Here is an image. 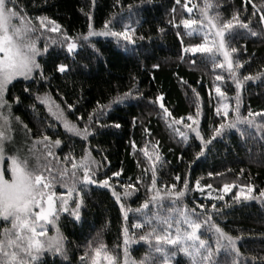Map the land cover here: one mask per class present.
<instances>
[{"label": "trees", "instance_id": "16d2710c", "mask_svg": "<svg viewBox=\"0 0 264 264\" xmlns=\"http://www.w3.org/2000/svg\"><path fill=\"white\" fill-rule=\"evenodd\" d=\"M23 6L28 17L34 18L46 15L61 26L71 37H78L88 31V15L92 16L94 29L101 30L105 20H110L113 15H122L123 21H130L136 29L135 36L137 44L130 46L131 51H125L121 41L117 43L113 37L94 36L88 41L78 40L80 45L73 55H68L66 48L62 49L58 44L50 45L48 54L38 57V61L44 66V74L50 76L48 83L37 82L36 79L30 82L24 81L22 77L17 78L10 86L6 98L12 102L14 95L20 96L21 103H13L12 114L19 116L24 124L32 129L34 135H40L38 128L43 127L46 121L56 123L58 134L64 132L58 121L48 116L43 105L36 103L40 117L39 124L35 114L29 105L34 103V96L37 92L48 91L57 103L62 107L73 104L69 119L75 121L81 116L87 121L88 113L96 106V102L106 104L118 93H124L135 84L136 90L142 93V98L129 99L122 104H113L106 114L100 115V123L103 125H114L119 123L120 128L104 127L99 128L93 124L95 134L88 140L81 141L79 137L67 138L61 135L65 141L62 150H57L61 158L69 150L71 145L75 155L79 157L85 147H88L96 160L101 161L103 167L99 170V179L105 175L111 177L114 171H121L120 177H112L110 183L117 192L122 193L121 185L135 183L140 176L142 184L136 185L137 191L131 196L124 198L122 202L126 208H137L148 198L146 185L151 183V171L144 176L143 170L148 167L147 158L139 151L145 147L153 151L152 145L159 141V152L163 159L157 165V186L165 184H176L177 188L184 186V177L189 179V188L186 197L179 205H185L191 209L199 204L211 208L215 203L219 214H213L212 220L224 231L233 236L242 237L237 247L241 253L240 264H252V257L257 259L264 257V204L259 200L243 201L233 203V197L240 185L251 183L255 186L254 192L258 193L264 188V139L251 129V135L241 138L235 129H227L221 136L217 137L211 144L206 146L205 153L199 158L196 153L200 151V142L190 133L187 143L175 136L162 119L163 112L155 97L162 94V102L172 113V117L185 118L188 114L196 111V98L191 91L195 88L200 94L201 116L200 129L207 140L211 135V129L221 123V117L215 115L218 97L212 88L215 75L227 77V71L222 69L213 70L210 62L201 58L200 54H184L182 59L181 41L184 46L190 43H199L202 36L189 37L185 34L184 28H178L169 23L175 19L178 24L180 19H199V9L189 14L180 5H175V0H18ZM213 14L219 12L223 19L230 18L234 12L240 13L242 20L248 21L251 17L252 30L260 32L257 37L251 36L246 30H237V33L230 37V43L237 48L234 54L235 59L243 62L239 75L242 78L245 74L256 75L264 67V26L259 22V11L253 15V4L257 7L264 5V0H211ZM204 0H189L188 6H203ZM134 5L129 11L128 5ZM175 6V13L170 10ZM83 10V11H81ZM38 26V21L36 22ZM120 30L121 23L114 25ZM163 28L164 32H158L157 28ZM177 32L180 36H177ZM144 39L140 40L139 37ZM43 40V39H42ZM44 42V41H43ZM90 44H95L99 49L98 54H93ZM44 47V43L42 44ZM196 62L191 63L192 60ZM67 63L69 71L60 74L54 71L58 63ZM158 64V68H153ZM39 77V72L36 73ZM181 77L187 84L181 82ZM135 78V79H133ZM200 81V83H197ZM28 86L32 89L33 95L23 92ZM223 90L229 97L235 95V86L231 81L222 84ZM136 96V91L133 92ZM241 112L247 115L249 109L253 112L264 110V76L256 80L248 81L241 93ZM233 107L234 100L226 101ZM136 118L135 124L133 118ZM231 118V113H229ZM171 119V118H170ZM257 122H261L257 117ZM13 127L17 129L20 141L23 139L19 132V125L13 120ZM83 127V124H80ZM183 129V124L178 125ZM246 127V126H244ZM149 129L146 133L144 129ZM47 134L53 135L48 129ZM135 141L137 148H132ZM106 157L107 159H102ZM153 158H155L153 156ZM139 161V167L137 162ZM221 173L220 176L209 177L208 173ZM179 175L180 180L175 177ZM200 180L201 190L195 188V183ZM224 183H233L235 187L228 193L220 192ZM211 184L212 189L205 188ZM57 193L64 191L59 186L55 189ZM163 191V188H161ZM209 193L213 195L210 196ZM223 195L224 199H214ZM84 206L81 208V219L75 221L70 213L75 207L70 200L69 212L61 213L57 221V228L67 241V259L59 255L45 252L35 264H88V261L81 262L82 256L92 241L96 247L102 242L106 249L113 255H117L123 264V236L122 227L124 221L120 213V206L116 203L111 191L97 185H91L84 196ZM177 207L169 200H165L161 208H149V215L159 212L166 215L169 208ZM202 211L197 207V212ZM128 226L130 228L132 219L136 214L130 213ZM204 216L200 220H204ZM4 227L0 221V228ZM49 235L53 234L51 225L46 226ZM147 229H145L146 231ZM99 232V239L97 233ZM144 233L141 230H134L133 239L135 242L129 247V260L139 261L148 250V244L140 241L138 237ZM133 233L130 231V236ZM202 238H208L207 226L202 230ZM153 243H155L153 241ZM171 247V246H169ZM215 250V245H212ZM234 258V257H233ZM221 252L219 264H231V259ZM104 264L103 257L100 258ZM171 264H190L188 258L177 251V255L171 258Z\"/></svg>", "mask_w": 264, "mask_h": 264}, {"label": "snow or ice", "instance_id": "6c2138e0", "mask_svg": "<svg viewBox=\"0 0 264 264\" xmlns=\"http://www.w3.org/2000/svg\"><path fill=\"white\" fill-rule=\"evenodd\" d=\"M144 2L145 0H141V3ZM94 3L95 0H93ZM116 3L120 4V0H116ZM188 3L189 0H184L183 9L189 14L199 9L200 18H182L178 24L175 19H172L169 23L177 28L182 25L185 34L189 37L202 36L201 42L190 43L187 46H184L181 41L182 59L184 54L191 53L193 56L200 54L202 59L211 63L213 70L227 71V77L215 75L212 84L218 97L215 115L221 117V123L212 127L211 135L205 140L199 127L200 94L195 88L191 91L196 98V111L186 117L190 123H185L184 117L179 119L172 117V113L162 102V94H160L155 97V102H159V107L163 112L162 119L174 135L185 143L189 141L190 133L194 134L195 139L200 142V151L196 153L197 158L205 153L207 145L227 129H235L240 137L244 138L251 135L250 130L254 128L261 139H264V110L253 112L249 109L247 115L241 112V93L245 83L264 76V67L256 75L249 73L241 78L239 72L243 67V62L235 59L234 54L237 53V48L230 43V37L234 36L237 30H246L253 37L259 36L260 32L252 30L251 17L248 21L242 20L239 12H234L227 19H223L219 12L213 14L210 11L213 8L211 0H204L203 6L194 4L189 7ZM180 4L181 0H175V5ZM133 7L134 5L129 4V11ZM170 11L174 14L175 6ZM257 11L261 13L259 22L264 26V5L257 7L253 4V15ZM117 23L122 24L120 30L114 27ZM135 31L130 21H123L122 15L119 17L113 15L110 20H105L101 30H96L92 23V16L89 14L87 33L74 38L62 30L56 20L46 15L28 17L18 0H0V221L4 223V227L0 228V264H35L45 252L67 259V241L57 228V221L61 213L69 212L70 200L75 205L70 215L75 221H80V210L85 203L84 196L91 185L110 190L120 206L124 221L122 227L123 264H171V258L177 255V251L183 253L190 264H219L221 252L226 257H234L231 259V264H240L241 253L237 245L242 237L229 234L213 222L212 215L219 214L215 203L210 209L203 204L191 209L186 205L183 208L179 207L189 188L187 176L184 177L183 187L177 188L176 184L157 186V165L163 159L159 152V141L152 145V152L148 150V142L145 147L139 149L147 158L149 166L145 167L143 172L146 177L149 170L151 171V183L146 185L148 198L135 209L126 208L122 200L138 190L136 185L143 183L140 176L136 178L135 183L121 185L124 191L120 193L110 181L112 177H120L122 170L112 172L111 177L105 175L103 179H99V170L103 165L101 161L93 157L88 147L83 149L79 157L75 155V150L71 145L62 158L57 155V150H62L65 142L61 135L67 138L79 137L83 142L95 134L93 124L99 128L110 126L120 128L119 123L101 124L99 117L106 114L113 104H122L129 99L142 98L143 94L136 90L135 84L128 91L118 93L106 104L97 101L96 106L88 113L87 121H84L81 116H77L75 121L69 119L68 110L73 109V104H67L65 108L57 103L48 91L37 92L34 96V103L29 105L35 114L37 123L39 124L40 117L35 102L43 105L52 120L59 122L64 130L62 134H58L56 123L46 121L43 127L38 128L40 135H34L32 129L24 124L19 116L12 114L13 103L18 105L22 101L20 96L14 95L12 102H9L6 94L17 78L22 77L26 82L33 79H36L38 83L39 81L44 83L50 81L51 77L44 74V66L38 61V57L48 54L50 45L58 44L62 49L66 48L67 54L71 56L80 46L78 40L88 41L91 37L103 36L115 38L118 44L122 41L125 51H131L130 46L137 44ZM157 31L164 32V29L158 27ZM177 36H180L179 32ZM41 39L44 40L43 48L39 47ZM139 39L143 40L144 37L141 35ZM90 47L93 49V54L99 53L95 44H90ZM195 62L194 59L191 61L193 64ZM69 67L67 63L61 62L55 65L54 71L66 74ZM152 67L158 68L159 65L153 64ZM37 72H39V77L36 76ZM228 81L235 86L233 97H229L222 87V84ZM181 82L187 84L182 77ZM134 91H136V96L133 95ZM23 92L30 96L33 95L32 89L27 85L23 88ZM228 100H234L235 106L226 102ZM229 113H231V118H229ZM257 117L261 122H257ZM13 120L19 125V132L23 137L19 143L16 140L17 130L13 127ZM135 120L134 117V124ZM81 123L83 127H80ZM181 124L184 130L178 127ZM48 129L52 130L55 139L47 134ZM144 131L149 133L147 128ZM132 148L134 150L137 148L135 141L132 142ZM102 159L107 158L102 157ZM4 165L6 167H3ZM137 166L139 167V161ZM214 175L218 177L222 174L208 173L209 177ZM175 179L179 181L180 176L177 175ZM57 186L64 191L58 194L55 190ZM204 187L212 189L211 184ZM234 187L233 183H224L220 192L228 193ZM195 188L201 190L203 195L199 179L195 183ZM254 189L255 186L251 183L240 185L233 197V203H241L242 198L243 201L259 200L261 204H264V188H261L258 193H255ZM166 199L177 207L169 208L166 215H161L159 212L149 215L147 210L150 207L161 208ZM214 199L222 200L224 197L220 195ZM197 207L202 211L197 212ZM130 213L136 214L137 218L132 219L129 228ZM201 216L205 217L203 221L200 220ZM47 225L52 226L54 230L52 235H49ZM206 226L208 238H202V230ZM134 230H141L144 234L138 239L148 244V250L139 261L129 260V247L135 242ZM130 231L133 233L132 236H130ZM97 239H99V232ZM213 244L215 250L212 247ZM101 256L104 264H121L119 257L109 252L102 242L93 247L92 241H89L79 260L88 261V264H101ZM251 259L252 264H264V257L259 259L252 257Z\"/></svg>", "mask_w": 264, "mask_h": 264}, {"label": "rangeland", "instance_id": "374dc122", "mask_svg": "<svg viewBox=\"0 0 264 264\" xmlns=\"http://www.w3.org/2000/svg\"><path fill=\"white\" fill-rule=\"evenodd\" d=\"M43 41H44V40H42V39L39 41V47H41V48H43V47H42V44L44 43ZM16 130H17V129H16ZM16 140H17L18 143L20 142V139H19V136H18V132H17V131H16ZM3 167H6V165H4ZM238 189H239V188H238ZM58 194H59V193H58ZM209 195L212 196L213 194H212V193H209Z\"/></svg>", "mask_w": 264, "mask_h": 264}]
</instances>
